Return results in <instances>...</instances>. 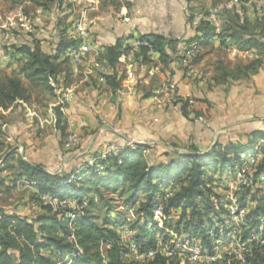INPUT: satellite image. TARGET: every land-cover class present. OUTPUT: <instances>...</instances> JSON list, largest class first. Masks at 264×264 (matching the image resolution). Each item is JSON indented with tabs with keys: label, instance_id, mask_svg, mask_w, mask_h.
<instances>
[{
	"label": "trees",
	"instance_id": "trees-1",
	"mask_svg": "<svg viewBox=\"0 0 264 264\" xmlns=\"http://www.w3.org/2000/svg\"><path fill=\"white\" fill-rule=\"evenodd\" d=\"M187 1L188 23L198 18L200 22L196 34L186 41V45L192 42L204 44L218 38L224 45L237 43L243 50H264V0H212L213 7H223L216 16L217 22L212 20L209 6L198 10L197 6L191 4L196 0ZM33 2L40 9L48 11L54 7L62 12L65 0ZM68 28L69 24L63 25L58 41L49 51L44 50L41 42L35 38L15 47L18 53L27 56V60L20 72H0V109L8 110L19 101L31 102L33 88H42L46 93L57 96L50 78L57 85L70 83L71 67L63 68V63L69 58L61 60V57L79 40L70 38ZM140 38L151 42L156 59L148 47L134 48L127 44L126 37L105 46L104 53H99L100 61L111 68V72L104 74V77L114 93L122 89L125 78V72L119 66L123 55L132 54L138 66L157 65L161 71L171 70V65L183 57L178 50L179 39L167 38L162 34L141 35ZM261 61L240 66L237 72L218 62L216 80L226 82L240 76L248 77L249 71H257ZM191 63L194 64L193 59ZM179 102L182 103L184 115L200 114L196 109L190 110L187 101L180 99ZM55 111L61 136L66 139L67 124L62 120V111L59 106L55 107ZM1 135L3 132L0 129ZM248 136V146L235 142L226 145L217 143L208 154L192 152L181 162L175 159L173 162H151L147 154L150 147L135 144L133 148H125L109 159L102 173L83 169L72 181L71 177L80 167L72 172L51 174L42 166L22 158H18L14 164L5 165V154H8V160H13L15 155L9 146L0 157L3 171H11V176L0 178V185L6 192L14 189L15 179L28 177L38 181L42 192H50L61 199H76L77 208L67 205L55 211L37 196L40 208L32 216L9 212L0 206V264H58L65 256L77 254L79 248L81 252L75 257L78 264H182L179 249L191 237L199 239L204 248L210 249L214 243L211 232L217 236L223 229L227 230L223 227L229 219L227 207L230 200L228 194L216 190L219 186L214 173L223 175L229 168L234 170L239 165L241 153L264 139V132L254 131ZM261 153L262 157L252 171L254 185L264 174V144ZM250 188H245L239 196L241 205L251 192ZM105 191H109L110 197H115L116 201L122 202V212L116 210V204L112 203L114 198H107ZM258 192L257 189V203L247 215V225L243 228L244 240L251 239L254 233L259 232L264 218V194ZM160 206L163 210L162 225L155 219V210ZM130 209L135 210V218L129 222L126 212ZM71 214L77 216L73 219ZM126 225L135 232L132 239L142 250H162L166 246L176 254L168 257L158 252L153 259L145 262H126L123 258L126 243L121 235V229ZM253 246L252 254L246 257V264H264V244L256 243ZM233 264L240 263L235 261Z\"/></svg>",
	"mask_w": 264,
	"mask_h": 264
},
{
	"label": "crops",
	"instance_id": "crops-1",
	"mask_svg": "<svg viewBox=\"0 0 264 264\" xmlns=\"http://www.w3.org/2000/svg\"><path fill=\"white\" fill-rule=\"evenodd\" d=\"M129 2L128 7L119 11L121 19H93L91 40L95 49L101 53L105 46L114 44L121 37H126V43L131 46L135 37L162 34L180 40V55L192 51L191 60L197 75L189 76L180 59L169 71H161L157 65L136 64V78L128 82L126 63L121 59L119 66L125 72V78L122 89L114 93L104 77L111 68L100 61V54L86 58L82 72H78L70 61V83L58 86L68 100L65 112H62L66 132L75 129L80 133V149L66 146V139L58 128V117L54 120L52 115L58 95L47 93L44 112L23 101L8 110L0 109L5 120L0 128L4 130L0 136V157L9 146L15 151L13 160H8V154H5V163L14 164L22 158L42 166L51 174L72 172L106 145L117 144L125 149L130 143L148 145L151 162H173L174 159L181 162L192 152L208 154L217 143L235 142L248 146L249 134L264 132V50H243L237 43L224 45L218 38L204 44L192 42L186 45V41L196 34L200 19L188 23L184 0ZM256 60L262 61L259 70L249 71L251 79L240 76L239 79L217 82L218 62L237 72L243 63ZM170 82L175 83V90L170 88ZM175 96L196 99L198 105L189 109H196L200 114L186 116L179 112L172 100ZM199 116L204 119L199 120ZM8 176L11 171H3L0 165V178ZM0 188L4 187L0 185ZM0 206L12 212L4 204L0 203ZM14 207L16 213L26 216H32L40 208L39 203L27 197L14 202Z\"/></svg>",
	"mask_w": 264,
	"mask_h": 264
},
{
	"label": "built area",
	"instance_id": "built-area-1",
	"mask_svg": "<svg viewBox=\"0 0 264 264\" xmlns=\"http://www.w3.org/2000/svg\"><path fill=\"white\" fill-rule=\"evenodd\" d=\"M211 18L212 20L216 21L214 15H212ZM75 38L78 39L79 42L75 46L68 48L64 53V56L69 58L74 65L81 64L83 61H85L88 55L93 54L94 56H97L99 54L98 50H96L93 46L91 33L89 30V19L85 15L82 16L76 25ZM130 44L134 48H139L141 46L148 47L153 58H157V54L149 40L135 37ZM191 57L192 51H189L185 53L181 61L185 66H187V74L189 76H195L197 75V69L191 63ZM121 59L126 63V80L130 82V80H134L136 78V62L132 54H125ZM50 83L55 87V92L58 95V102L56 106H59L61 111L65 112L66 103L68 100L63 96L64 92L61 86H58L52 78H50ZM170 83V88L175 90V83ZM180 99L187 101L189 106L198 105V101L194 98L183 99L181 97L175 96V98L172 100L173 102H176L175 107L179 112H182V103L179 102ZM52 112L53 119L57 120V113L55 109H52ZM198 119L203 120L204 118L199 116ZM65 143L70 149H78L82 144V137L77 130L70 129L67 133ZM263 144L264 139H261L256 143H253L250 149L242 152L239 165L233 170L235 174L232 180H229V185H231L229 187H233L235 183L237 186L235 191L230 192L227 196L230 200V203L227 207L230 211V215L223 227L227 228V230L225 231L223 229L217 236L214 235V232H211L214 243L210 249L204 248L199 239L191 237L190 241H188L183 248L179 249L180 252L178 255L181 257L182 264H233L235 261L239 262L240 264H246V257L250 256L253 252V244H264V218L259 226V232L254 233L251 239L244 240L242 237L243 228L247 225V215L257 203V189L259 190L260 194H264V174L258 178V181L255 185L251 180L253 168L258 164L262 157L261 148ZM133 145L135 144L130 143L128 147L133 148ZM122 150L123 147L117 144L106 145L97 155L88 157L85 161V164L79 166L80 169L71 177L70 181L78 176V173L83 169H94L96 172L102 173L105 170L106 163L109 161V159L119 155ZM19 151L21 152L22 149L19 148ZM78 179H81V177H78ZM38 185V181L32 180L28 177H20L15 179L13 182L15 190L33 192L43 203L51 205L55 211L67 205L77 208L76 201H74L75 203L71 204L70 199H61L50 192H42ZM247 187H251V192L245 196L244 204L241 205L238 202L239 198L236 194V191H238V189L242 190ZM76 216V214H71L70 217L74 219ZM162 217L163 210L160 206L155 210V219L159 222V225L163 224ZM134 218L135 210L130 209L127 212V220L130 222ZM134 234L135 232L128 225L121 229L123 241L126 243V251L124 252L123 256L126 262H145L153 259L158 252H162L168 257H173L176 254V252H173L166 246H164L162 250H142L139 247V244H137V242L132 239ZM161 245L163 246V244ZM78 250L79 251L77 254L65 256L61 261H59L58 264H78L75 257L80 254L81 249L79 248Z\"/></svg>",
	"mask_w": 264,
	"mask_h": 264
},
{
	"label": "rangeland",
	"instance_id": "rangeland-1",
	"mask_svg": "<svg viewBox=\"0 0 264 264\" xmlns=\"http://www.w3.org/2000/svg\"><path fill=\"white\" fill-rule=\"evenodd\" d=\"M184 2L186 6L188 1L184 0ZM130 4L129 0H65L62 12H59L55 10L54 7L48 11L40 9L33 0H0V72H20L21 67L27 60V56L18 53L15 47L23 42L32 41V39L35 38L41 42L44 50L49 51L58 41L64 24H69L67 33L70 38L74 39L76 37V25L82 16L85 15L89 19L90 33L94 35L93 19L95 20L97 17H106L111 18L112 20H116V18L121 19L119 16L121 15V12L119 11L122 10V7H128ZM191 4L197 6L196 8H198V10L201 8H208L209 6L212 15H214L215 18L220 14V11L223 8L222 5L213 7L212 0H196ZM248 8L250 10L252 9L251 6ZM59 19L62 21L61 24H59ZM64 57L65 56L61 57V60H63ZM89 57L90 55L86 58ZM68 60L69 61L63 63V68L71 67L70 59ZM82 63L76 65L78 72H82L81 70L84 69ZM246 64L247 63H243V66ZM257 70H259V66L257 67ZM200 75L201 73L199 72L198 76ZM244 78L246 79V77ZM247 79H251V77ZM32 92V100L28 103L31 107L42 112L46 105L44 101L48 99V96H46L47 93H45L42 88H33ZM2 122H5V120L3 115L0 114V128ZM1 130H3V128ZM9 164L12 163H5V165ZM0 165L2 166V163H0ZM214 174L215 177L218 178L216 184L219 187L216 190L219 193L226 195L235 191L237 186L236 183L233 187H229L231 186L229 185V180H232L235 174L232 169H227L223 175H220L219 172ZM244 190L245 188L242 190L238 189V198L244 193ZM12 191L13 193L5 192L4 188H0V203L9 207L12 212L16 211L13 210L15 209L14 202H18L22 199L24 200L26 197L38 203V198H36V195L33 192L17 191L15 189ZM105 193L107 198H114L112 203L116 204V210L122 212L124 210L122 202L116 201L115 197H110L109 191H105ZM115 196H117V194H115ZM66 199H70L71 204L76 201V199H71L69 197ZM36 210L39 211V209Z\"/></svg>",
	"mask_w": 264,
	"mask_h": 264
}]
</instances>
